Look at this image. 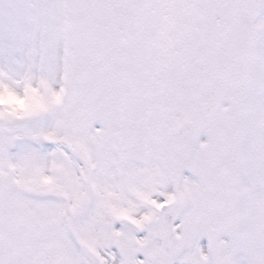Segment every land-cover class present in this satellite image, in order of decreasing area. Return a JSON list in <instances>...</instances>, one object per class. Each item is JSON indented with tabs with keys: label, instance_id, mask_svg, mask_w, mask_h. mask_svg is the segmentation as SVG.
I'll return each mask as SVG.
<instances>
[{
	"label": "snow or ice",
	"instance_id": "6c2138e0",
	"mask_svg": "<svg viewBox=\"0 0 264 264\" xmlns=\"http://www.w3.org/2000/svg\"><path fill=\"white\" fill-rule=\"evenodd\" d=\"M0 264H264V0H0Z\"/></svg>",
	"mask_w": 264,
	"mask_h": 264
}]
</instances>
